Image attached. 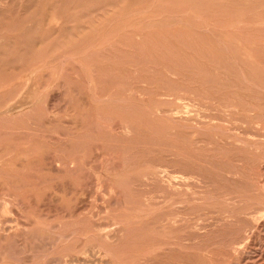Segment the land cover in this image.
<instances>
[{
    "label": "rangeland",
    "instance_id": "obj_1",
    "mask_svg": "<svg viewBox=\"0 0 264 264\" xmlns=\"http://www.w3.org/2000/svg\"><path fill=\"white\" fill-rule=\"evenodd\" d=\"M140 2L0 0V264H264V22Z\"/></svg>",
    "mask_w": 264,
    "mask_h": 264
},
{
    "label": "bare ground",
    "instance_id": "obj_2",
    "mask_svg": "<svg viewBox=\"0 0 264 264\" xmlns=\"http://www.w3.org/2000/svg\"><path fill=\"white\" fill-rule=\"evenodd\" d=\"M155 1V0H154ZM164 1V0H163ZM185 1H187V3L189 2L190 3V7H191V5L192 6H195V7H199V6H202L203 7V9H206V12L208 11H213V13L215 14L216 13V11L218 12V11H222L224 8H225V4L227 3H231V6H233V8L232 7H230L231 9H234V7H235V10L237 11L238 10V12H237V14H238V19H236L237 20V22H239L240 24H244V23H246V24H260V23H263L264 22V0H248V1H243V0H171V6L172 7H174V9H175V12L174 13H171V14H167L168 16H167V19L168 20H170V22L169 23H172V25L173 24H181V22L182 21H184L185 20V18L187 17L186 15H183V11H181L182 9H179L182 5H184L185 4ZM138 2H140V0H138ZM89 3H90V1H89ZM141 3V2H140ZM144 2L142 1V4H143ZM148 3V2H147ZM151 3V2H150ZM163 3V2H162ZM186 3V4H187ZM250 3V7L249 8H251V10H249L248 11V13L246 14V16L244 15L243 16V14H242V12H241V10H242V6H246L247 4H249ZM155 4V3H154ZM140 5V4H139ZM144 5V4H143ZM159 5H161V3H159ZM125 6V5H124ZM153 6V5H152ZM189 7V6H188ZM187 7V8H188ZM50 8V7H49ZM248 8V7H247ZM60 9V8H59ZM199 9V10H198ZM203 9H201V11H203ZM229 9V8H228ZM246 9V8H245ZM51 10V9H50ZM152 10H154V9H152ZM193 10H195V9H193ZM196 10H198V11H200V8H196ZM247 10V9H246ZM62 11H63V9H62ZM178 11V12H177ZM205 11V10H204ZM46 12V11H45ZM205 12V13H206ZM241 12V13H240ZM195 12H193V14H194ZM219 13V12H218ZM217 13V14H218ZM45 14H47V13H45ZM156 14V13H155ZM212 14V13H211ZM220 14H222V13H220ZM234 14L236 15V13L234 12ZM242 14V15H241ZM153 15H154V13H153ZM216 15V14H215ZM223 15H225V14H223ZM69 16V15H68ZM162 16V15H161ZM191 16V15H190ZM40 17V16H39ZM54 17V16H53ZM210 17V16H209ZM47 18V17H46ZM78 18V17H77ZM159 18V17H158ZM199 18H201V17H199ZM211 18V17H210ZM236 18H237V16H236ZM45 19V18H44ZM48 19V18H47ZM195 19V18H194ZM235 19V18H234ZM52 20V19H51ZM187 20H189V19H187ZM196 20V19H195ZM198 20H200V19H198ZM204 20V19H203ZM235 20V21H236ZM37 21V20H36ZM191 21V20H190ZM47 22V21H46ZM59 22H61V21H59ZM193 23H194V21H192ZM191 22V23H192ZM48 23V22H47ZM183 23V22H182ZM187 23V22H186ZM190 23V22H189ZM192 23V24H193ZM185 24V23H184ZM59 25V24H58ZM58 25L56 26L57 28H58ZM187 25V24H186ZM211 25H214V24H211ZM50 26V25H49ZM132 26V25H131ZM131 26H129V27H131ZM155 26V25H154ZM175 26V25H174ZM198 26V25H197ZM46 27H48V26H46ZM53 27V26H52ZM51 27V28H52ZM200 27V26H199ZM213 27V26H212ZM42 28V27H41ZM50 28V29H51ZM53 28H55V27H53ZM135 28H136V26H135ZM191 28H192V25H191ZM205 28V27H204ZM254 28V27H253ZM46 29V28H45ZM61 29V28H60ZM129 29V28H128ZM137 29V28H136ZM194 29V28H193ZM216 29H218V28H216ZM59 30V29H58ZM58 30H56V31H58ZM62 30V29H61ZM61 30H60V32H61ZM64 30V29H63ZM62 30V31H63ZM126 29H124L123 31H125ZM139 30V29H138ZM137 30V31H138ZM210 30V29H209ZM209 30L208 31H206V32H209ZM127 31V30H126ZM201 31V30H200ZM205 31V30H204ZM218 31V30H217ZM216 32V31H215ZM214 32V33H215ZM250 32V34L252 35V33L253 34H257V33H260V32H262L263 34H264V30H259V29H253V30H251V31H249ZM16 33V32H15ZM25 33V32H24ZM56 33V32H55ZM121 33V32H120ZM122 33H124V32H122ZM129 33V32H128ZM139 33H141V32H139ZM163 33V32H162ZM211 33H213V31L211 32ZM187 35H188V37H187V40L185 41L184 39H182L181 37L182 36H185V33L184 32H182V31H166L164 34H163V39H166V40H173V39H175L176 40V42H179V43H181V45L180 46H172V45H161V46H158V45H156L155 43V45L156 46H158V47H156L155 48V51H157V52H161V53H163V54H169V53H171V54H175V52L177 53L179 50H181V52H182V49H185V51H186V48H189V50H197V47H199V46H201V48L202 49H207V47H205V46H203L201 43H199V40H202L203 41V39H205L206 37H207V34H205V32H198V33H186ZM218 34V33H217ZM216 34V35H217ZM261 34V33H260ZM27 35V34H26ZM126 35V34H125ZM158 35H159V33H158ZM186 35V36H187ZM200 35V36H199ZM221 35V37H222V34H220ZM133 36V35H132ZM140 36V35H139ZM219 36V34L217 35V37ZM261 36V35H260ZM48 37V36H47ZM46 37V38H47ZM17 38H19V37H17ZM133 38V37H132ZM218 38H220V37H218ZM4 39V38H3ZM15 39V38H14ZM114 39V38H113ZM120 39V38H119ZM122 39H123V37H122ZM127 39V38H126ZM125 39V40H126ZM1 40V42L3 41L2 39H0ZM24 40V39H23ZM42 40V39H41ZM118 40V39H117ZM124 40V41H125ZM220 40V39H219ZM5 41V40H4ZM7 41V40H6ZM9 41H11V39L9 40ZM47 41V40H46ZM216 41V40H215ZM8 42V41H7ZM6 42V43H7ZM12 42V41H11ZM19 42H20V40H19ZM45 42V41H44ZM120 42V41H119ZM174 42V41H173ZM218 42V41H217ZM2 43H4V42H2ZM124 43V42H123ZM130 43V42H129ZM162 42H160V44H161ZM164 43V42H163ZM162 43V44H163ZM178 43V44H179ZM207 43V42H206ZM220 43V42H219ZM8 44V43H7ZM13 44V43H12ZM127 44V43H126ZM131 44V43H130ZM140 44V43H139ZM153 44V45H154ZM165 44V43H164ZM173 44V43H172ZM177 44V43H176ZM177 44V45H178ZM223 44V43H222ZM4 45H6V44H4ZM24 45V44H23ZM138 45V44H137ZM141 45V44H140ZM140 45H138L139 47H140ZM151 45V44H150ZM221 45V44H220ZM8 46H10L9 44H8ZM18 46H20V45H18ZM109 46H110V44H109ZM115 46V45H114ZM120 46V45H119ZM118 46V47H119ZM128 46V45H127ZM135 47H136V45H134ZM207 46V45H206ZM2 46H0V48H1ZM17 47V46H16ZM16 47H15V49H16ZM29 47V46H28ZM116 47V46H115ZM118 47H117V49H118ZM8 48V47H7ZM10 48H12V47H10ZM18 48V47H17ZM114 48V47H113ZM119 48H121V47H119ZM130 48V47H129ZM150 48V47H149ZM216 48V47H215ZM20 49H21V47H20ZM30 49H32V48H30ZM132 49V48H131ZM142 49V48H141ZM140 49V50H141ZM112 50V49H111ZM114 50V49H113ZM140 50H137V51H140ZM152 50V49H151ZM188 50V49H187ZM226 50V49H225ZM224 50V51H225ZM14 51V50H13ZM133 51H135V50H133ZM145 51V50H144ZM184 51V50H183ZM203 51V50H202ZM12 52V51H11ZM16 53L18 52V51H15ZM207 52V51H206ZM233 52V51H232ZM188 53V52H187ZM196 53V52H195ZM210 52H208V54H209ZM42 54V53H41ZM133 54V53H132ZM144 54V53H143ZM162 54V55H163ZM189 54H191V53H189ZM223 54V53H222ZM74 55V54H73ZM187 55V54H186ZM126 56V55H125ZM130 56V55H129ZM170 56V55H169ZM117 57V56H116ZM138 57V56H137ZM174 57V56H173ZM209 57H211V56H209ZM9 58V57H8ZM120 58V57H119ZM195 58V57H194ZM10 59V58H9ZM110 59V58H109ZM7 60V59H6ZM37 60V59H36ZM131 61V60H130ZM172 63V62H171ZM43 66V65H42ZM29 75V78H28V83L26 82V85H28L30 82H31V80L33 79V77H34V74H28ZM211 79V78H210ZM246 80V79H245ZM33 81V80H32ZM13 82V81H12ZM17 82H19V81H17ZM17 82H15V84L17 83ZM24 82V81H23ZM7 83V82H6ZM20 83V82H19ZM18 83V84H19ZM22 83V82H21ZM24 84V83H23ZM13 85V84H12ZM203 85V84H202ZM18 86V85H17ZM21 87V86H20ZM19 87V88H20ZM13 88V86L10 88V89H12ZM15 88H16V86H15ZM14 88V89H15ZM26 88L27 87H25L24 89L26 90ZM9 89V88H8ZM28 89V88H27ZM32 89H34V88H32ZM121 89V88H120ZM118 90L119 92L121 91L122 93L124 92V91H122V90ZM1 90V89H0ZM20 90H22V89H20ZM2 91V90H1ZM13 91H15V90H12V92L11 93H13ZM16 91H17V88H16ZM188 91V90H187ZM194 92V91H193ZM192 92V93H193ZM19 94H20V92H18ZM25 91H23L19 96H16L15 98H14V100H13V102L11 101V102H9L10 104H8L4 109H3V111L4 110H8L9 111V108H12L15 104H16V102H17V100L18 99H20V100H22V99H24V95H25ZM125 94V93H124ZM123 94V95H124ZM138 95V94H137ZM204 95V94H203ZM14 96V95H13ZM117 96V95H116ZM125 96H126V94H125ZM235 96V95H234ZM186 97V96H185ZM20 100H18V101H20ZM25 100H26V98H25ZM24 101V100H23ZM197 101V100H196ZM21 102V101H20ZM227 107V106H226ZM250 113V112H249ZM2 119V118H1ZM262 119V118H261ZM238 121V120H237ZM4 126V125H3ZM21 139V138H20ZM51 140V139H50ZM33 142V141H32ZM40 147V146H39ZM33 151V150H32ZM17 159V158H16ZM68 163V162H67ZM64 165V164H63ZM63 169V168H62ZM6 173V172H5ZM258 191V190H257ZM240 198V197H239ZM255 211V210H254ZM100 228V227H99ZM101 236V235H100Z\"/></svg>",
    "mask_w": 264,
    "mask_h": 264
}]
</instances>
